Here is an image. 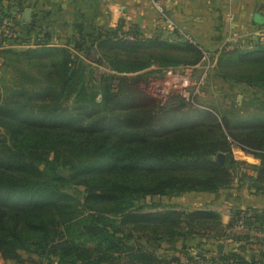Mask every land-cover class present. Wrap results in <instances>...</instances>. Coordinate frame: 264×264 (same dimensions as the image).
I'll return each instance as SVG.
<instances>
[{
  "label": "trees",
  "instance_id": "trees-1",
  "mask_svg": "<svg viewBox=\"0 0 264 264\" xmlns=\"http://www.w3.org/2000/svg\"><path fill=\"white\" fill-rule=\"evenodd\" d=\"M2 1L0 26L12 18V6ZM124 26L100 28L87 39L78 24L62 48L51 47L53 33L38 26L0 39V258L13 264H264V253L248 259L241 247L211 249L224 239L248 243V234L234 238L230 230L241 215H249V228L264 230V211L239 210L224 228L214 211L154 201L216 193L235 180L264 195V122L240 129L209 112L166 120L165 107L138 92L142 77L117 74L155 60L195 65L201 50L187 42L144 41L133 27V39H126ZM11 40L35 48L5 49ZM148 49L159 53L145 55ZM234 52L238 63L253 66L250 86L264 93V47ZM92 62L107 69L97 86ZM233 143L258 161L248 166L253 175L233 160ZM77 188L80 197L71 192ZM195 239L196 245L185 244ZM173 241L182 246L158 253Z\"/></svg>",
  "mask_w": 264,
  "mask_h": 264
},
{
  "label": "crops",
  "instance_id": "crops-1",
  "mask_svg": "<svg viewBox=\"0 0 264 264\" xmlns=\"http://www.w3.org/2000/svg\"><path fill=\"white\" fill-rule=\"evenodd\" d=\"M2 4L12 6V17L17 23L14 36L27 35L32 26H38L53 33L50 46L56 48L65 47L67 40L77 35L75 26L78 24H83L87 39H91V34L98 29L115 28L119 22H123L125 26L133 24L141 30L152 32V35L158 34L159 26L161 23L164 24L156 11L154 0H3ZM167 5L171 18L180 28L179 32L182 34L187 32L198 41L199 49L203 48L205 51H217L215 47L221 41L230 42L235 35L241 40H253L257 33L264 29V0H168ZM25 9L31 11L28 23L22 21ZM7 45L5 49L15 51L35 48L20 45L15 40L9 41ZM3 62L4 58L0 55V75ZM231 188L205 194L219 196L211 199V205L216 204L225 208L241 204L242 207L248 205L250 209L264 211V203L261 204L255 199L262 197L264 199L263 194L252 192L253 197L245 204L242 203L244 201L242 194L246 190H239L234 185ZM248 193L246 194L249 195ZM194 210L216 212L224 228L228 227L234 215L228 210L221 213L222 209L217 207L185 211ZM227 240L229 241L224 239L215 242L211 249L216 252L217 247L223 246L222 251L220 249L218 251L236 250L235 247L223 244L224 241L227 243ZM195 241L197 243V239ZM245 245L240 244L238 248H242L240 254L248 259L264 253V241L246 247Z\"/></svg>",
  "mask_w": 264,
  "mask_h": 264
},
{
  "label": "rangeland",
  "instance_id": "rangeland-1",
  "mask_svg": "<svg viewBox=\"0 0 264 264\" xmlns=\"http://www.w3.org/2000/svg\"><path fill=\"white\" fill-rule=\"evenodd\" d=\"M154 2L156 3V11L160 16V20L164 23H161V25L159 26V30L157 31L158 34L152 35V32L141 30L137 28V26L131 24L128 26H124V33H121L120 36L130 40L133 39V37L129 33L130 28L133 27L138 31L139 38L144 41L149 42L159 40L168 44L175 45L187 42L195 44L199 48L200 44L195 38L191 37L187 32H183V34L179 32L180 28H178V26L175 24L174 19L170 16L167 7L168 0H154ZM225 42L226 41H221L220 44L215 47L217 51L212 49V51H205V49L200 48L201 57L199 62L195 65L186 63L163 65L161 62L155 60L151 61L149 65L141 71L120 73L117 75L125 76L128 78L142 77V81L138 84V92L145 97L153 99L147 93V86L151 80L164 76L169 69L181 68L182 70L186 67L198 65V67L195 68V70H193L192 72L195 85L189 88L191 94L195 92L192 102L184 101L182 98L176 95L172 96L166 104L165 109L163 110L166 120H190L191 117L195 116V114L198 112H209L214 115V117L218 120V123L222 124L223 119H227L228 121L234 123V125L240 129L249 127V125L253 122H264V93L259 90H255L250 86V83H252L251 76L254 73V71L252 70L253 66L238 63L237 56L234 54L236 53L234 51L240 50L241 48L246 46L247 40H241L237 35H235V38L233 37L230 42ZM151 52H154L155 55L159 53L158 50L154 51V49H148L144 52V54L148 55ZM97 58L98 57L96 56L95 60ZM163 60L167 62L166 58H163ZM91 65L94 69L95 84L97 86L100 74L103 72H107V69L99 66L98 64H93V62ZM199 80L202 81L201 84H199ZM159 104L160 103L157 102V105ZM0 135H3L2 130H0ZM232 145L233 160L242 163V167H244L248 171V174L253 175L254 172H251L248 166L257 165L258 161L253 159V157L250 156L247 151L239 147L237 144L233 143ZM238 182V180H235L232 186L234 185V187L239 190L241 189L242 191L246 190L244 194H242V197L244 199V201L242 200V203H245L246 201H249L251 199L250 197H253L251 196L252 189H249V182L246 181L244 185L242 184L240 186ZM232 186L227 189H230ZM82 191V188H77L75 190L72 189L71 192L80 197L82 195ZM246 193H248L249 195H247ZM215 197L217 198L219 196H215L214 194L207 195L205 193H188L174 198H155L154 201L161 204L162 206H172L179 210L217 207L222 209L221 213H224L228 210L231 213L233 212V214H235L239 210H246L250 208L247 207L248 205L243 206L246 207L243 208L241 204H233L231 205V207L227 206L225 208L222 206H217L216 204L211 205V199H214ZM255 199H258L257 201H259V203L261 204L264 203L263 197ZM146 202L150 203V199H146ZM250 228H254L255 230L256 228L262 229L255 224L250 225ZM255 230L253 231L255 232ZM229 234L234 238L244 234H248L250 236L248 244L245 241L241 243L231 240H227V243L224 241L223 244H227L230 247H235L236 251H238L237 248L240 244H246V247L259 243L258 239L263 240L261 238L254 237L249 233H243V231L236 226L234 229L230 230ZM185 244L194 245L196 244V241H186ZM181 246L182 244L180 241L163 243L161 249H157V251L158 253L163 254L165 252L167 253L166 249L180 248ZM220 247L223 249V246ZM221 248L217 247V251L219 249L222 251ZM21 255L24 257V259L28 257L25 253H21ZM0 264L13 263L8 261L4 262L0 258Z\"/></svg>",
  "mask_w": 264,
  "mask_h": 264
},
{
  "label": "built area",
  "instance_id": "built-area-1",
  "mask_svg": "<svg viewBox=\"0 0 264 264\" xmlns=\"http://www.w3.org/2000/svg\"><path fill=\"white\" fill-rule=\"evenodd\" d=\"M16 27L15 19L13 17L9 20H4L2 26H0V39L5 38L7 40L14 37V28ZM11 29V30H10ZM255 47H264V29L257 33L255 39L247 40L245 47L240 50H251ZM239 49V48H237ZM197 66L186 67L180 69H169L167 73L157 79H153L147 86V93L158 103L159 107H166V104L172 96H179L184 101H191L195 95V92L191 94L189 88L195 85L193 80V70ZM202 79V77H201ZM199 80V84H201ZM198 84V85H199ZM249 215H241V218L237 220L236 227L241 229L243 233H249L254 237H258L264 240V230L256 228H249L246 225V219ZM235 228V227H234ZM255 230V232L253 231Z\"/></svg>",
  "mask_w": 264,
  "mask_h": 264
},
{
  "label": "water",
  "instance_id": "water-1",
  "mask_svg": "<svg viewBox=\"0 0 264 264\" xmlns=\"http://www.w3.org/2000/svg\"><path fill=\"white\" fill-rule=\"evenodd\" d=\"M30 18H31V11H30V9H25L24 12H23V15H22V21H23V23H28L29 20H30ZM221 160H222V155L221 154H218L216 156V161L220 163Z\"/></svg>",
  "mask_w": 264,
  "mask_h": 264
}]
</instances>
